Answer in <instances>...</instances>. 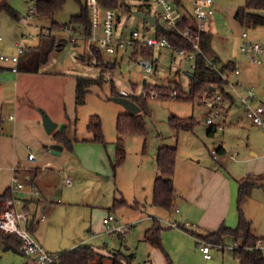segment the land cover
Here are the masks:
<instances>
[{"label": "rangeland", "instance_id": "374dc122", "mask_svg": "<svg viewBox=\"0 0 264 264\" xmlns=\"http://www.w3.org/2000/svg\"><path fill=\"white\" fill-rule=\"evenodd\" d=\"M7 1L19 13L20 19H15L7 11H0V54H15L20 44L25 49L23 58H26L38 45H45L53 38L56 43L62 39L66 42L61 50L54 49L50 53L49 60L41 64L39 72L27 73L29 78L19 82L14 89L17 92L14 94L18 95V106L8 100L11 97L9 91H3L4 110L0 112L3 120L0 134V193L13 183L12 166L19 168L17 174L25 183V190L26 187L31 189V181H27L26 173L33 171V179L38 183L39 190L34 199L44 201L37 215L45 214L35 234L45 248L63 252L79 245H91L113 252L120 258L124 256L119 252L129 256L134 254V264H169L162 262L164 259L161 255L160 259L156 257L154 248L144 238L146 230L158 220L163 227L162 247L169 253L172 264H240L235 256L233 242H227L222 248H212L213 258L206 260L192 234L189 235L193 241L179 233L178 227L169 225L171 221H176L175 211L162 209L154 205L152 200L160 146H176V159L184 166L195 151L203 154L198 159L219 164L212 158L210 151L219 145L223 129L218 128L215 136L208 133L207 109L202 105L201 98H172L168 95L169 90L157 87L174 81L185 91H191L190 61L175 48L156 47L150 57L155 69L147 72L137 56H132L130 48L114 55L103 52L106 60H118L117 67L112 71L106 70L102 85H92L85 102L77 105L76 77L97 78L103 73L99 60L98 65H94L88 59L95 55L93 49H88L84 43L76 45V42L70 41L68 32L60 27L70 23L72 17L80 13V2L64 0L61 8L53 15H39L25 26L21 18L28 12L29 0ZM81 1L86 3V0ZM182 1L188 10H192L191 0ZM246 1L214 0L216 14L212 17L210 29L214 34V50L222 58L237 50V38L241 42L243 31H247L250 40L264 46L263 25H241L234 18L239 7ZM126 2L131 6V11L122 13L119 21V28L124 34L134 29L148 36L155 34V26L134 13L138 9L150 12L164 24L162 7L158 3L152 0ZM80 55L87 59L82 60ZM0 64L7 63L0 61ZM243 70L242 79L254 86L259 101L264 102V53L261 64H248L245 61ZM229 75L233 80L236 78L233 73ZM113 87L117 92L125 90L132 95L151 87L165 92L157 98L140 95L147 98V111L141 112L145 120V131L123 134L121 146L117 119L119 115L129 112L123 104L112 99V96H117L112 95ZM3 95L1 91L0 97ZM45 107L55 121H65L66 133L72 140L71 148L60 143L65 148L56 153L45 147L46 144L55 143L52 142L54 136L43 125L40 109ZM11 114L14 115L13 119L10 118ZM93 115L101 119L103 141L96 140L88 127ZM173 116H193L196 123L192 129L177 130L172 125ZM122 148L125 150L123 160L120 159ZM30 151L36 155L33 162L26 160ZM36 172L37 177L34 175ZM67 179L70 185L66 184ZM120 200H126L127 204L117 206L116 201ZM111 213L122 222L129 223L132 230L126 235L111 234L108 226L103 223V218ZM234 213L237 220H234L232 227L235 228L241 217L238 199ZM242 213L251 221L253 233L262 238L261 249L264 252L263 195L250 196L242 205ZM108 262L112 263V259L108 258ZM27 263L28 256L4 249L0 238V264Z\"/></svg>", "mask_w": 264, "mask_h": 264}, {"label": "built area", "instance_id": "2783aa9c", "mask_svg": "<svg viewBox=\"0 0 264 264\" xmlns=\"http://www.w3.org/2000/svg\"><path fill=\"white\" fill-rule=\"evenodd\" d=\"M38 0H29V9L25 16L21 18L26 26L33 18H37L40 14L37 10ZM162 7V17L167 28H175L186 19L190 23L180 33L191 44L192 49H185L173 46L166 36H160L156 33L153 35H146L139 29H134L129 34H124L123 30L119 28V21L121 10L112 7H102L97 0H90L89 7L91 12L92 30L89 36L84 35L79 27H74L71 24H65L63 29L68 32L69 39L72 42L85 41L87 48L91 49L93 45L99 47L104 53L116 54L119 51L130 48L132 56L137 51V58L139 63L147 72H152L155 69L154 61L151 58H142V51L145 47H172L180 54L185 56L191 64L192 74L198 63V58L203 55L207 58L209 64L217 67V61L209 57L202 47V35L205 32H210L211 19L216 14L214 0H192V10L185 9L180 4L173 0H152ZM153 25V24H152ZM156 26V25H153ZM240 55L246 57L253 63H261L262 55L264 53V46L249 39L247 31L242 32V38L239 45ZM25 49L20 44L15 54H0V61L4 63H12L13 71H18L21 56ZM91 61L94 65H98V60L95 55H91ZM218 68V67H217ZM238 76V79H230L224 71H220L226 81L224 87H220L218 83H213L207 86L204 93L201 95L202 105L207 109L206 122L210 127L220 128L224 125L225 118L233 105H241L246 115L258 126L264 129V104L259 101L258 94L254 86L245 84L240 78V67L235 65L232 70ZM122 96L131 98L132 96H150L157 98L164 95L165 92L158 91L154 87L142 89L140 94L132 95L125 90L120 91ZM143 93V94H142ZM172 98H187L191 96L190 91H179L178 88H173L168 92ZM214 157L218 156V149H212ZM28 158L34 160L36 155L29 152ZM12 195L0 204V230L16 234L21 242L20 250L28 256L29 264H54L60 260L61 253H54L47 251L37 240L31 230V223L33 221L44 220L45 214L37 215V206L31 203L26 207V200H34V196L39 194L38 187L34 184L28 191L29 196L25 197L20 192L25 190V183L18 177L17 168L12 167ZM68 182H70L68 180ZM104 224L109 228L110 232H118L126 234L130 231V224H118L114 214H109L103 219ZM172 227H181L177 221L169 223ZM190 226L189 223L183 224V227ZM199 247L204 253L205 258L212 259V248H222L224 245L216 244L199 238ZM263 241L260 239L256 245L260 248Z\"/></svg>", "mask_w": 264, "mask_h": 264}, {"label": "trees", "instance_id": "16d2710c", "mask_svg": "<svg viewBox=\"0 0 264 264\" xmlns=\"http://www.w3.org/2000/svg\"><path fill=\"white\" fill-rule=\"evenodd\" d=\"M80 2L81 11L77 15L72 17L70 23L74 27H79L82 29L84 35L89 36L92 30V20L91 12L89 7V0H86V3L83 4ZM100 6L112 7L122 12L131 11V6L126 2V0H97ZM64 0H38L37 1V10L40 15H53L58 9L63 5ZM0 11L9 12L15 19L19 20V13L8 3L7 0H0ZM264 11V0H247L246 3L239 7L235 13V18L242 25H263L264 26V14L261 12ZM150 13V12H147ZM190 23V20L186 19L181 22L178 27L167 28L165 24H161L157 18V23L155 26V33L160 36H166L171 44L176 47L192 49V44L182 36L180 29L185 28ZM58 25V24H57ZM65 24L60 25L63 29ZM55 26V24H53ZM56 27V26H55ZM63 43H56L55 38L51 39L48 43L39 45L37 51H35L34 56L29 62V69L33 71H38L42 63H46L49 60L50 53L60 47ZM202 47L205 53L215 59L218 64V68L209 64L207 58L203 55H200L198 58L197 68L192 73V85H191V96L186 99H194L195 97H201V95L206 90L207 86H211L213 83H218L220 87H224L226 84L225 79L223 78L220 71H232L235 67L234 62L229 61L224 63L221 61L219 55L211 46V33L205 32L202 35ZM92 49L97 57V60L100 61V66L103 67V73L95 78L89 76H77L76 77V104L81 105L86 100V95L91 91L92 85H102L104 82V72L112 71L117 67L118 60L108 59L104 57L103 51L96 45L92 46ZM154 52V48L145 47L142 51V55L150 58ZM137 51L133 56H137ZM82 60H86V56H79ZM88 59H91L89 56ZM2 69V67H0ZM151 85V84H145ZM163 89L171 90L173 88H178L179 91H185L183 87L174 81H169L166 86H157ZM112 95H121L120 92L115 91L113 87ZM138 105L141 106V111L137 114H121L117 119V129L119 134V144L122 145V135L127 132L133 133H143L145 131V120L141 112L147 111V98L141 96H132L131 97ZM196 123V120L193 116L188 118H181L179 116L172 117V125L175 129H192ZM65 127L62 130L55 131L53 136L56 140L61 142L63 145L70 147L72 146V140L66 133ZM89 129L93 132L94 138L98 141L104 140V134L102 131V122L99 116H91L90 122L88 124ZM213 128V127H212ZM3 129V120L0 119V134ZM212 129H210V132ZM120 159L123 160L125 157L124 148L121 149ZM177 157V147L163 145L158 149V169L159 172L154 180L153 186V202L155 205L163 207L165 209L171 210L173 208V198L175 194V188L173 183V174L175 171ZM254 183L248 179H242L239 186V196L238 204L241 212V217L237 227L230 228L227 226H222L218 230L212 232L211 234L205 236L204 240L224 245V236L231 235L234 238V242L239 243L234 245L235 256L238 258L240 264H264V252L261 248H257L256 245L258 241L262 238L257 237L252 231L251 221L247 220L242 213V205L246 202L247 198L251 194V191L254 187ZM12 195L11 187L5 189L0 193V204L5 201ZM26 207H29L33 200L27 199ZM127 204L126 200L116 201V205ZM136 205V204H135ZM35 221L31 223L34 224ZM161 227L160 225H154L147 234L146 237L150 239L157 246L162 247L161 240ZM2 237L7 243L13 244L18 249L20 248L21 242L16 234H9L1 231ZM241 243V244H240ZM120 253V252H119ZM122 254V253H120ZM124 258H120L118 255L113 256L112 264H127L124 262V259L131 261V256L124 255ZM105 256L99 253L91 245L79 246L75 249L67 250L61 252L60 260L54 264H103ZM29 264V263H27ZM130 264V263H129ZM171 263V260L169 261Z\"/></svg>", "mask_w": 264, "mask_h": 264}, {"label": "crops", "instance_id": "0c3cea01", "mask_svg": "<svg viewBox=\"0 0 264 264\" xmlns=\"http://www.w3.org/2000/svg\"><path fill=\"white\" fill-rule=\"evenodd\" d=\"M173 1L180 4L185 9H187V6L182 0H173ZM261 12L264 14V11H261ZM234 18H235V15H234ZM237 22L239 23V21ZM210 23L212 24V19ZM210 33H211V46L214 49V45H213L214 42H213V37H212L214 34L212 31H210ZM63 42H65L64 39H62V41L58 43L61 44ZM83 43L84 45H86V42L82 40L76 42V45L81 46ZM63 45H61L60 47L56 49L61 50ZM236 45H237V50L231 54L227 53V55L223 58L221 57V54L219 52L217 51L215 52L219 55L223 64L229 61H232L234 62L235 65L240 67L241 73L239 75V78L243 82L250 84L247 80L244 81L242 79L243 78L242 75L244 74L243 63L246 61L248 64H261L262 62L253 63L250 60H248L246 57H243L240 55L239 38H237ZM38 48H39V45L33 50L34 52L31 55L27 56L26 58H23V55L21 56V61H20L17 72L13 71L12 63L0 64V67H2V69H0V93L2 91V95H3V91L5 90L9 91V93L11 94V97H9L8 100L11 101L10 102L11 104H15V106H18L17 104L18 95L14 94L15 92L14 89L18 87L19 82L21 80L24 81L29 78L27 73L36 72L27 67H29L30 65L29 62L31 61L32 57L34 56L35 51H37ZM37 72H39V70ZM224 72L227 74V76L230 79H232L231 75L229 74L233 73V71L229 70V71H224ZM236 79H238L237 75L234 80ZM161 85H165V84H161ZM10 87H12L13 91L9 90ZM260 102L264 104V102H262L261 100ZM4 103H5V98L3 95L0 97V112L4 110ZM45 109L49 113V110L47 109V107H45ZM10 118L13 119L14 115L11 114ZM0 119L2 118L0 117ZM56 120L58 122V126L52 133H49L50 135H53L55 131L61 130L63 126H66V123L64 120L62 119L60 120L56 119ZM210 129H212L211 132H210ZM220 129H223V136L220 139L221 141L219 145L214 146L215 148L218 149V156L214 157L212 154V151H210V155L212 156V158L219 164H214L207 160L202 161L201 159H198L199 156L202 158L203 154L201 152L196 153L195 151L191 153V156L189 160L186 162L185 166L182 163H179L176 159L175 171L173 174L175 194L173 198V208L172 209L177 214V216L174 217V219L178 221L179 224H181V227H178L180 229L178 231L179 233L189 237L190 240L192 239L191 241H193V238L189 234H192L198 246H199V242H198L199 238L204 239L205 236L218 230L222 226L234 228L232 227L234 224L233 222L234 220L235 221L237 220L235 219L234 208H235L238 196H239V186H240V181L242 179H248L249 181L255 184L251 191V194L249 195L247 199H250V196L256 197L261 194L264 197V129L256 125L245 114L244 108L239 104L233 105L230 108L225 118L224 125L220 127ZM217 130L218 128L216 127L212 128L209 126L208 133L212 136H215V133L217 132ZM52 142L61 143L56 139H54V141ZM64 148L65 146H63V149ZM212 149L213 147L211 148V150ZM26 160L28 162H33L36 160V158L34 160H30L27 155ZM156 172H157L156 173V176H157L159 169H157ZM26 174H27L26 175L27 181H31V183L29 184L31 185L34 184L38 186V183L36 182V180L33 179V171H31V173L27 172ZM34 175H36L37 177V172ZM66 184L70 185L71 182H68V179H67ZM10 186L11 185H8L5 189H7ZM26 189L27 190L20 192V194H22V196L28 197L30 195L28 192L29 189L27 187ZM43 202L41 201V199L33 200V203H35L37 206V210L40 206L43 205ZM161 208L163 209V207ZM115 218H116V223L118 224H129V223L122 222L116 216ZM42 221L43 220L37 219L32 225L31 230L36 238H37L35 234L36 227ZM187 223H189L190 226L183 227V224H187ZM154 225H160V227L162 228L161 229V240H162L163 227L161 226L158 220H156V222L146 230L144 234V238L154 248L153 251L156 257L160 259V255H161V257L164 259L162 262L169 263L170 261L169 253L163 247L157 246L150 239L146 237L147 232L151 228H153ZM131 230H132V226H131L130 231ZM110 233L113 234V233H118V232H110ZM119 234H122V233H119ZM126 234H123V235H126ZM0 235H1L0 238L2 239L4 243V249H7L5 248V245L7 244V242L2 237L1 232H0ZM37 240L45 248V246L41 243V241L38 238ZM224 240H225L224 246L227 244V242L228 243L233 242V244L235 245L234 238L231 235H225ZM236 244H239V243H236ZM162 246H163V243H162ZM45 249L47 251H50L47 248ZM95 249L99 253L105 256L103 264H108V263L112 264L108 262V258H111L113 262V256H114L113 252L105 251L104 249H99L97 247ZM50 252L61 253L60 251L59 252L50 251ZM20 254H23V253H20ZM124 255L129 256L128 254H124ZM134 258H135V255L131 254V261L129 262L130 264H134L133 263ZM205 259L208 261L212 260V259H207V258ZM124 262L129 264L126 259H124ZM148 264H154V263L149 262Z\"/></svg>", "mask_w": 264, "mask_h": 264}, {"label": "water", "instance_id": "95a60500", "mask_svg": "<svg viewBox=\"0 0 264 264\" xmlns=\"http://www.w3.org/2000/svg\"><path fill=\"white\" fill-rule=\"evenodd\" d=\"M134 13L140 16L141 18L148 20L153 25H156L157 23V17L155 15L147 13L143 10H136ZM190 77L191 78L193 77L192 74H190ZM112 99L116 102L123 104L130 114H137L141 111V106L138 105L132 98L125 97L122 95H117V96H112ZM40 112L42 115L43 125L46 131L48 133H52L57 128L58 122L55 121L45 109L41 108ZM45 146L47 148L52 149V151L56 153H60L61 150L63 149V145H61L60 143L46 144ZM5 248L12 249L16 252L22 253V251L17 247H15L13 244H6Z\"/></svg>", "mask_w": 264, "mask_h": 264}]
</instances>
